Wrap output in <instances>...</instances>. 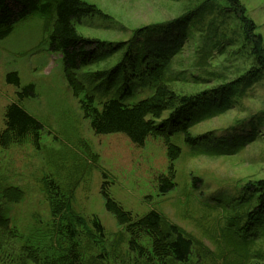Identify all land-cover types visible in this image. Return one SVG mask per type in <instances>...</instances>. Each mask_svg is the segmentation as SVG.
<instances>
[{
    "label": "rangeland",
    "instance_id": "374dc122",
    "mask_svg": "<svg viewBox=\"0 0 264 264\" xmlns=\"http://www.w3.org/2000/svg\"><path fill=\"white\" fill-rule=\"evenodd\" d=\"M85 1L105 16L84 19L78 33L108 43L99 50L105 58L79 73L87 86L92 84L88 75L113 70L125 58L131 70L133 54L146 43L143 33L176 20L165 31L150 34L152 40L176 39L169 87L180 96L207 95L185 110L184 120L168 136L181 153L173 163L176 185L161 194L159 180L168 173L165 137L149 135L138 146L123 133L95 134L67 84L60 55L48 47L52 22L37 14L21 18L0 39V132L7 106L29 84L35 95L20 105L43 128L39 147L30 139L0 147V194L7 188L9 194L10 187L22 190L16 203L0 200L9 226L23 237L43 231L50 222L47 196L53 181L87 221L79 227L83 264H149L148 256L129 250V234L106 210L105 184L108 195L134 219L155 210L165 225L182 229L193 242L188 264H264V208L248 218L260 197V190L249 192V185L264 180V70L251 74L258 66L252 44L239 17L229 12L228 0ZM234 1L261 37L264 56V0ZM12 71L18 74V86L6 81ZM117 74L112 79L120 88L126 80ZM127 84L131 95L124 102L152 93L142 78L127 79ZM221 86L231 88L227 95L213 94ZM113 95L117 88L100 91L97 100ZM186 133L195 139L194 146L185 143ZM93 216L103 226L102 237L90 225ZM138 239L150 251L148 238ZM21 246L17 237L0 236V264H33L22 258Z\"/></svg>",
    "mask_w": 264,
    "mask_h": 264
},
{
    "label": "trees",
    "instance_id": "16d2710c",
    "mask_svg": "<svg viewBox=\"0 0 264 264\" xmlns=\"http://www.w3.org/2000/svg\"><path fill=\"white\" fill-rule=\"evenodd\" d=\"M228 2L229 12L239 17L244 32L252 44L258 66L251 74L264 70L261 37L254 34V26L244 17V10L234 0ZM29 14H37L52 22L48 47L52 52L60 55L67 84L73 95L78 97L83 116L88 119L89 126L95 134L123 133L138 146H141L149 135L165 137L168 173L160 177L158 190L161 194L172 190L176 185L173 163L179 157L181 149L173 144L168 136L175 124L178 125V122L184 120L185 110L207 95L203 93L189 97L180 96L169 87V83L174 80L170 65L177 51L176 39L170 35L167 38L158 37V40H152L150 34L160 32L161 29L162 32L165 31L169 26L167 24L176 20L152 25L155 31L143 33L146 43H142V48H138L137 54H133L135 60L130 61L131 70L124 64L125 58L121 65H116L113 70L98 71L88 75L87 80L92 84L87 86L82 74L80 76L79 73L84 67L105 58L106 54L99 50L108 47V43L83 37L76 27L82 24L84 19L104 18L105 15L85 0H0V39L11 33L14 24ZM155 63L159 67L155 66ZM117 72H120L122 79L126 80L120 88L117 87V79H115L119 77ZM115 75L116 77L112 79ZM136 77L147 81L152 93L135 102H124V99L131 95V87L129 83L127 84V79ZM6 81L18 86L17 72H9ZM227 86L213 89V94L219 97L227 95L226 93L231 89ZM114 88H117L118 95L108 97L104 101L97 100L100 91H112ZM34 95L33 84L24 86L17 92V102L7 106L4 114L5 128L0 132L1 148L22 144L28 139L35 147H39L43 125L20 105L23 99ZM166 111H170L168 118L162 119ZM179 130L183 131V128ZM194 140L187 133L184 134L186 144L194 146ZM255 185L258 186L253 188L249 185L248 190L249 192L260 190L259 207L248 214L249 220L256 218L264 208V180L257 181ZM7 192L8 188L0 194V200L4 199L5 205L16 203L22 197V190L16 187H10L9 194ZM101 193L105 199L106 210L129 234L130 251L138 252L140 257L148 256L149 264H188L193 242L182 229L175 224L165 225L162 215L155 210L134 219L130 212L125 211L108 195L105 184ZM47 202L51 214L49 224H46L43 231L30 232L24 237L14 227L9 226L11 220L8 210L4 209L6 206L2 204L5 207L0 209V236L8 235L20 239L22 241L20 255L33 264H83L79 227H86L87 221L73 211L70 200L61 194L59 187L53 181L48 183ZM90 225L100 237L103 236V226L96 216L90 219ZM244 231L247 233L248 228ZM139 236L148 238L150 251L146 252V249L140 245Z\"/></svg>",
    "mask_w": 264,
    "mask_h": 264
},
{
    "label": "bare ground",
    "instance_id": "6f19581e",
    "mask_svg": "<svg viewBox=\"0 0 264 264\" xmlns=\"http://www.w3.org/2000/svg\"><path fill=\"white\" fill-rule=\"evenodd\" d=\"M250 218V217H249Z\"/></svg>",
    "mask_w": 264,
    "mask_h": 264
}]
</instances>
